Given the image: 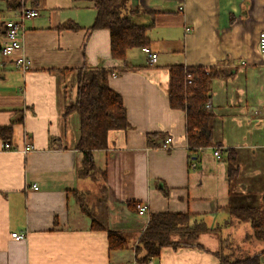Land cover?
Listing matches in <instances>:
<instances>
[{"label": "crops", "instance_id": "0c3cea01", "mask_svg": "<svg viewBox=\"0 0 264 264\" xmlns=\"http://www.w3.org/2000/svg\"><path fill=\"white\" fill-rule=\"evenodd\" d=\"M129 4L151 14L153 26L147 31L149 47L127 52V64L111 59L108 30L89 31L93 5L73 0L28 3L38 10L24 23L28 74L0 59V129L6 130L0 135V264H129L131 247L153 213L191 214L218 231L199 237L202 248H163L146 264H221L216 253L241 223L229 219L225 209L264 211V57L257 45L264 0ZM19 11V0H0V47L4 23ZM149 54L157 56L154 65ZM176 65L219 68L230 75L211 84L208 104L217 147L205 148L191 162L185 114L170 109L167 97L169 69ZM80 70L109 73L107 84L122 98L131 126L110 132L107 150L93 152L96 168L107 176L103 196L99 181L76 176L82 160L76 149L79 116L65 110L76 98ZM25 135L32 152L2 151L4 141L21 148ZM148 135H153L149 141ZM167 138L170 149L163 150ZM217 148L232 151L234 160L224 154L217 160ZM229 166L237 172L231 181ZM92 189L97 195L89 200ZM135 203L147 206V217L136 215ZM91 220L105 230H92ZM244 224L248 237L252 228ZM106 230L120 233L126 249L110 251ZM258 247L246 257L258 256L264 264V242Z\"/></svg>", "mask_w": 264, "mask_h": 264}, {"label": "trees", "instance_id": "16d2710c", "mask_svg": "<svg viewBox=\"0 0 264 264\" xmlns=\"http://www.w3.org/2000/svg\"><path fill=\"white\" fill-rule=\"evenodd\" d=\"M91 3L96 11L93 25L89 31L108 30L110 32V57L114 61L127 64V52L133 49H147L150 40L147 31L153 26V16L141 9H131L130 0H73ZM33 4L36 0H19ZM20 6V3H19ZM146 16L148 24H141L138 19ZM109 73L105 70L84 71L77 73V92L72 105L66 107L65 114L76 113L79 116V140L76 149L82 153V160L76 170L79 179L90 177L100 181V191L106 190V172L98 170L94 163L93 152L106 151L108 135L114 131H127L131 128L126 119V110L122 98L107 84ZM230 77L219 68L172 66L169 69L167 97L169 107L185 114L186 142L189 160L194 161L200 150L217 147L213 140L211 111L206 106L211 97V84L215 79ZM6 130L0 129V135ZM153 135L147 136V141ZM231 162L233 153L229 149L221 150ZM237 172L228 167V180L234 179ZM76 201L82 207L81 198ZM264 200V198H263ZM229 219L248 222L256 241L264 242V211L225 209ZM87 214V212H84ZM91 229L103 231L104 227L91 220ZM217 229H208L194 215L183 213H153L138 241L137 260L140 264L148 263L160 255L163 248H202L199 237ZM110 251H121L126 241L117 231L106 230ZM176 237V239H175ZM216 253L221 264H260L258 256L229 260L223 254L224 243Z\"/></svg>", "mask_w": 264, "mask_h": 264}, {"label": "built area", "instance_id": "2783aa9c", "mask_svg": "<svg viewBox=\"0 0 264 264\" xmlns=\"http://www.w3.org/2000/svg\"><path fill=\"white\" fill-rule=\"evenodd\" d=\"M37 16H38L37 9L23 8L19 12L17 18L8 20L4 23L5 41L4 44L0 47V57L12 63L15 69L19 71L23 76L28 74L30 69L32 68L31 61L23 51V39H24V31H25L23 24L25 23V21L32 20ZM257 45L260 55L264 57V30H262L258 35ZM156 59H157L156 55L154 54L148 55V63L150 65H154L156 63ZM0 69H1V64H0ZM206 108L208 111H211L210 104H207ZM171 142L172 139L167 138L162 144V149L169 150ZM2 148L4 149V151L12 152V153L18 152V153H22L23 155H26L34 150L30 142V138L27 135L24 137V143L21 148L12 146L8 141H4L2 143ZM213 155L217 160H221V149L220 148L214 149ZM191 167L194 169L195 165L191 164ZM32 188L34 190L38 189L36 185H33ZM134 209L137 216L147 217L148 208L146 205L142 203H135ZM12 238H15L17 240H23L25 237L24 235L12 234ZM129 264H139V263L137 261L132 260Z\"/></svg>", "mask_w": 264, "mask_h": 264}, {"label": "rangeland", "instance_id": "374dc122", "mask_svg": "<svg viewBox=\"0 0 264 264\" xmlns=\"http://www.w3.org/2000/svg\"><path fill=\"white\" fill-rule=\"evenodd\" d=\"M20 3V11L23 9V8H25V9H30V8H32L33 9V7H31V6H28V3H25V2H19ZM19 11V12H20ZM23 27H24V24H23ZM0 59L2 60V61H6V59H2L1 57H0ZM8 62V61H7ZM30 71H31V69H30ZM29 71V72H30ZM26 136V135H25ZM24 136V137H25ZM2 151H4V149L2 148ZM202 151V150H201ZM5 152H7V151H5ZM88 178H90V177H88ZM93 181V180H92ZM100 182V181H99ZM99 185H101V183L99 184ZM99 188H100V186H99ZM104 193H105V191H104ZM103 193V194H104ZM94 195H97L96 193H95V191H94V189H92V191L88 194V199L89 200H91V198L92 197H96V196H94ZM102 194H101V191H98V196H101ZM103 196V195H102ZM242 224H243V226L242 227H239V224H241V223H236L235 224V229H233V235H232V237H231V241L229 242L228 240H226V242L224 243V249H223V253H224V255H226L224 258H226V260L227 259H229V260H234V259H237L238 257H240V256H244V257H246L247 256V254H254L255 252H256V250L258 249V250H260V247H258V241H256V239L253 237V235L251 234V235H249L248 237H245V232H246V230H247V228H246V225L244 224V223H247V222H242V221H240ZM225 227V226H224ZM223 227V228H224ZM216 231H218V230H216ZM217 232H215L214 234H216ZM253 233V232H252ZM226 234H228V233H226ZM245 238V239H244ZM226 239H227V237H226ZM242 239L244 240V241H242ZM139 241V240H138ZM138 241H137V244L136 245H132V247H131V252H132V254H133V259L132 260H134V261H137L138 262V260H137V252H136V249H137V247H138ZM247 244V245H246ZM240 245H242V246H240ZM240 247L242 248V250H240ZM256 247H257V249H256ZM124 249H126V247L124 248ZM123 249V250H124ZM256 249V250H255ZM122 250V251H123ZM245 254V255H244ZM139 263V262H138ZM140 264V263H139ZM146 264V263H145Z\"/></svg>", "mask_w": 264, "mask_h": 264}]
</instances>
